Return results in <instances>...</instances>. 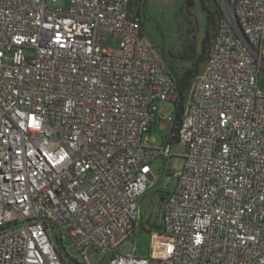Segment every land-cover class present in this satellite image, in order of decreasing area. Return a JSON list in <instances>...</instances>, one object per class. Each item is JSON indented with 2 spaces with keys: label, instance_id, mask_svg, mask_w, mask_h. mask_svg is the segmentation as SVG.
<instances>
[{
  "label": "built area",
  "instance_id": "2783aa9c",
  "mask_svg": "<svg viewBox=\"0 0 264 264\" xmlns=\"http://www.w3.org/2000/svg\"><path fill=\"white\" fill-rule=\"evenodd\" d=\"M218 1L161 238L140 257L117 248L172 155L150 131L174 76L130 0H0V264H91L90 246L97 264H264V0Z\"/></svg>",
  "mask_w": 264,
  "mask_h": 264
},
{
  "label": "rangeland",
  "instance_id": "374dc122",
  "mask_svg": "<svg viewBox=\"0 0 264 264\" xmlns=\"http://www.w3.org/2000/svg\"><path fill=\"white\" fill-rule=\"evenodd\" d=\"M218 1V0H216ZM215 0H130V11L134 16L139 13L141 31L162 58L172 75L181 73L192 66L201 51V42L205 34L206 9L220 10ZM191 48L192 51L188 52ZM195 56V57H194ZM205 62H199L203 68ZM257 87L264 92V73L261 72ZM188 92L183 104L187 103ZM176 110L171 101L158 102V118L150 131L155 144H162L174 126L170 117ZM172 155L168 158H156L151 163L150 187L139 199L141 208L140 225L132 236L125 239L117 248L119 254L126 255L134 251L137 256H149L153 240L160 239L161 214L165 196L172 191L176 177L171 173L183 164V146L173 140L170 145ZM167 168L168 170H165ZM59 246L71 259L81 260L82 255L67 234L63 235ZM91 264H97L102 255L93 247L85 249Z\"/></svg>",
  "mask_w": 264,
  "mask_h": 264
},
{
  "label": "trees",
  "instance_id": "16d2710c",
  "mask_svg": "<svg viewBox=\"0 0 264 264\" xmlns=\"http://www.w3.org/2000/svg\"><path fill=\"white\" fill-rule=\"evenodd\" d=\"M203 7L206 9L207 12H206V21H205V34L201 42V51L199 55L195 58L190 68L183 70L179 74L174 72L175 74L173 75L176 81L179 98L178 101L175 103L176 110L174 111V118L172 119L174 122V126L172 127L171 133L166 137L170 140V142H172L173 140H176L178 142V127L181 119V113L183 110L184 95L189 90V85L191 83V80L202 69V67L199 66V62H205L208 57L209 48L211 45V38L213 37L216 31L217 20L222 15L221 9L220 10L216 9L212 11L209 8H207L204 4ZM137 14L139 15L138 12ZM137 14L135 16L139 17ZM190 51H192L191 48L188 50V52Z\"/></svg>",
  "mask_w": 264,
  "mask_h": 264
},
{
  "label": "water",
  "instance_id": "95a60500",
  "mask_svg": "<svg viewBox=\"0 0 264 264\" xmlns=\"http://www.w3.org/2000/svg\"><path fill=\"white\" fill-rule=\"evenodd\" d=\"M212 40H213V37L211 38V42H212Z\"/></svg>",
  "mask_w": 264,
  "mask_h": 264
},
{
  "label": "crops",
  "instance_id": "0c3cea01",
  "mask_svg": "<svg viewBox=\"0 0 264 264\" xmlns=\"http://www.w3.org/2000/svg\"><path fill=\"white\" fill-rule=\"evenodd\" d=\"M155 123H156V121H155ZM155 123H154V124H155ZM154 124H153V126H154ZM151 129H152V128H151Z\"/></svg>",
  "mask_w": 264,
  "mask_h": 264
}]
</instances>
